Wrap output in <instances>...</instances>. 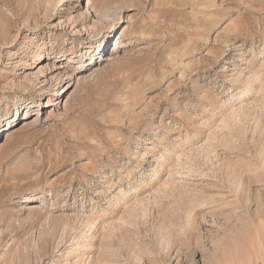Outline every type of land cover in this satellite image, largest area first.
Here are the masks:
<instances>
[{
    "label": "rangeland",
    "instance_id": "1",
    "mask_svg": "<svg viewBox=\"0 0 264 264\" xmlns=\"http://www.w3.org/2000/svg\"><path fill=\"white\" fill-rule=\"evenodd\" d=\"M0 264H264V0H0Z\"/></svg>",
    "mask_w": 264,
    "mask_h": 264
},
{
    "label": "bare ground",
    "instance_id": "2",
    "mask_svg": "<svg viewBox=\"0 0 264 264\" xmlns=\"http://www.w3.org/2000/svg\"><path fill=\"white\" fill-rule=\"evenodd\" d=\"M88 4H89V2L87 3V5H88ZM62 59H64V57H62L61 60H62ZM67 101H69V99H68ZM34 121H35V120H34Z\"/></svg>",
    "mask_w": 264,
    "mask_h": 264
}]
</instances>
